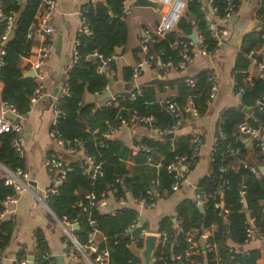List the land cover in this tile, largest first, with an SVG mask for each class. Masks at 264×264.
Here are the masks:
<instances>
[{"label": "trees", "instance_id": "16d2710c", "mask_svg": "<svg viewBox=\"0 0 264 264\" xmlns=\"http://www.w3.org/2000/svg\"><path fill=\"white\" fill-rule=\"evenodd\" d=\"M210 1L216 12L222 13L224 0ZM40 3L41 0L26 1L24 9L14 19L11 28L12 37L0 44L5 51L3 65L0 68V79L3 85L1 99L12 103L21 114L29 111V99L37 86L34 77L25 75L26 68L22 65L21 58L31 53L34 38L28 36L27 33L35 23V14ZM1 6L5 14L17 13L21 8V3L18 0H2ZM201 6V0H189L176 26L150 45L149 51L156 53L153 68L161 69L156 61L158 57L162 62L167 58L176 62L181 49L176 40L187 37L194 30L202 34L209 48L216 44L210 36ZM257 13L264 19V0H258ZM82 15L87 20L91 32L78 36V55L73 66L68 70V94L59 97L56 101L60 113L57 115L56 124L51 129L62 138L65 145L73 144L76 140L83 141L87 154L101 164L102 175L92 182L86 174L82 173L79 162L71 163L72 171L67 173L66 181L60 187L59 193L48 198L47 206L57 217L66 216L77 221L79 227L73 231V235L80 243H84L89 234L93 232L88 218L94 219V227L105 237L101 246H106L110 251V264H141L139 257L125 245L126 237L124 236L125 229L138 221L137 206L131 204L120 207L113 213L100 211L90 207L85 196L89 192L97 196L102 192L107 193L112 189V185L116 189L113 193L116 199L127 195L135 200L148 198V191L152 189L159 194V198L171 195L174 192L171 189L173 179L172 174L166 171L165 165L178 154L191 153V134L176 133L171 138L157 134L134 135L130 143H125L117 136L104 142L101 133L117 126L119 117H127L131 111L142 116H152L155 127L160 129L170 127L176 117L167 108L168 103L174 102L182 110L188 97L194 98L199 107V116H203L208 110L205 101L209 90L208 78L212 72L206 68L200 70L193 75L195 80L192 85L186 82L187 77L171 80L162 75L159 77L155 75L151 80L139 84V93L135 90L133 99H130L129 92L117 93L115 95L118 102L117 107L105 106L106 100L101 103L85 102L86 95L102 93L106 86L119 76L110 74L111 71H118L114 59L109 60L103 71L99 73L97 67L100 65V60L96 57H88V55L96 50L108 57L116 54L117 49L126 47L129 40L130 13H125L123 0H88L82 5ZM157 15L150 9L148 16L152 22L149 27L154 28L157 25L160 18ZM144 26L148 27L143 23ZM6 31V22L1 20L0 41ZM263 32L260 25L257 29L242 35L231 70L236 86L243 88L241 97H239V105L250 109L251 113H245L239 105L222 109L215 134L216 130L220 129L224 132L225 138L216 141L217 150L214 152V161L210 163L209 174L197 181V186L206 194L212 193L217 186H221L222 194L217 197L216 201L222 202L229 208V215L225 219L219 217L213 200H209L202 211L190 198L180 200L175 206L176 218L185 231L201 225L209 227L214 224L212 234L208 239L215 245V249L205 250L201 255L191 256L190 264H259L257 262L260 258L259 249L246 247L248 245L246 244V214L241 211L240 190L244 184L246 187L245 204L259 227L263 238L261 240H264V173L256 177L243 166L242 162L246 161L250 151L244 147L241 139L235 137L234 130L243 121L254 127L264 122V113L255 106V101L264 93V75L261 78L253 77L250 84L245 80L249 66L246 52L259 47L264 42L261 36ZM159 49L162 53L158 52ZM132 50L137 57L143 55L140 44L134 45ZM130 76L131 68L122 67L120 77L127 81ZM171 89L176 91V95H170L169 90ZM162 93L169 95L161 99L159 96ZM119 106L124 108L119 110ZM208 112L210 113V110ZM138 126L139 124L134 125L135 129ZM12 138L13 133L0 135V163L11 170L25 169L24 158L19 157L11 145ZM141 144L151 147L153 161L160 162L161 167L156 168L145 163V153L141 150L136 155H131L132 148ZM229 147L238 149V152L228 153ZM127 159L135 161L131 168L126 164ZM232 161L236 163L234 167L230 166ZM192 164L186 167L185 175L193 168ZM219 165L224 166L223 172L218 171ZM116 179H119V182H115ZM12 192V187L6 185L4 179L0 178V210L3 208L2 203L6 196ZM79 202L81 206L77 205ZM14 227L15 221L12 218L0 221L1 250H4L10 243ZM172 227V216L161 217L158 231H167L169 236L166 244L157 248L153 264H171L173 262L171 254L184 249V235L182 233L175 235ZM253 239L259 240L256 237ZM34 241L32 253L34 259L38 261V264H50V259H42L48 245L40 228L34 231ZM237 245L245 246V250L238 251ZM16 258L18 260L27 258V256L19 251ZM10 264H15V262Z\"/></svg>", "mask_w": 264, "mask_h": 264}, {"label": "built area", "instance_id": "2783aa9c", "mask_svg": "<svg viewBox=\"0 0 264 264\" xmlns=\"http://www.w3.org/2000/svg\"><path fill=\"white\" fill-rule=\"evenodd\" d=\"M0 0V21L4 20L7 25V31L2 35L0 44H3L6 41L7 33L11 30L12 25L14 24V12L5 14L2 10ZM20 1V0H18ZM131 0H123V7L125 13L130 12V8L128 7V3ZM159 2V9L161 10V15L157 25L150 29H145L143 35L140 39V46L143 55L138 57L137 59L130 62L131 68V76L129 81H133L136 83L135 89L133 91H129L130 99L135 97L134 91H138L139 93V84L138 79L141 74L153 67L155 62V52L149 51L150 45L156 41L158 38L163 37L167 32H170L177 24L179 18L185 11L187 6V2L189 0H156ZM202 1V13L204 15L207 28L210 32V36L215 40L216 44L209 48L204 41V37L199 32L195 31L196 40L193 41L189 36L185 38H179L176 40L177 44L181 46L179 52V58L176 62L171 58H167L163 62L160 60V68L165 72L174 70H184L189 62L196 56H212L216 54L223 41L229 35V28L226 25L236 13L237 11V2L236 0H224V5L222 9V13H218L215 10V7L212 6L210 0H201ZM208 4L211 5V10L208 8ZM57 8V4L55 0H41L40 6L37 9L35 14V23L31 26L28 31V36L35 38V36H42L44 40L40 43L38 47V51L35 54V58L30 62V70L35 72V77L40 78L37 81V86L35 87L33 94L31 95L30 108L31 106L43 96V85L41 83V74L39 72L40 67L44 64L45 59L49 56V53L53 50L54 42L53 35L55 32V27L52 22V15ZM258 14V13H257ZM259 16H261L259 14ZM261 27L264 30V19L262 21ZM90 27L82 15V6L79 10V24L77 28L76 37L74 39V44L71 48V58L67 65V71L64 78V83L62 86V90L60 94L57 96L56 101L59 97L68 94V70L73 66L78 52L77 46L79 44L78 36L80 34L90 33ZM262 38L264 39V32L262 33ZM4 49L0 46V68L3 65V54ZM159 53H162V50H158ZM158 56V55H157ZM156 56V57H157ZM88 57H96L100 60V65L97 67V71L101 73L103 68L107 65V62L111 59H115L116 55L112 54L111 56L105 57L101 52L93 51ZM246 57L249 62V66L247 69L248 76L245 80L250 84L252 82V78H261L264 75V42L257 48H252L246 52ZM159 58V57H158ZM111 76H114L115 71L110 72ZM193 76H189L186 78V82L188 84L194 83ZM113 81V80H112ZM111 81V82H112ZM111 82L106 86L105 90H110ZM209 82V90L208 97L205 103L208 105L215 97L218 91V82L216 76L211 74L208 78ZM2 82L0 79V135L4 133H13V138L11 141V145L19 155V157L24 158V128L20 121L26 117L27 113L21 114L17 111L16 107L8 102L1 99V91H2ZM104 90V91H105ZM103 91V92H104ZM233 92L235 96H239L243 92L242 86H236V82L233 85ZM120 93V92H117ZM117 93H111L110 97L106 98L104 105L108 107H117L118 102L116 101L115 95ZM97 95V94H94ZM164 99V98H162ZM56 101L54 103V113L56 115L53 120L52 126H54L57 122V115H59L60 111L57 109ZM255 106L258 110L264 113V93L262 97L255 101ZM124 107L119 106V110H122ZM169 111L176 117V120L170 127H166L160 129L158 127L153 126L154 118L152 116H142L136 113L135 111H131V113L127 117H119V123L117 126L111 127L109 130L101 133V136L105 141L112 140L117 136V134L122 131L124 128H131L134 125L139 124L148 127L153 134L157 135H166L167 133L172 132L175 136L179 131L182 125L190 122L191 120L200 117L199 116V107L196 104L193 97H188L185 105L182 110H180L174 102H169L167 105ZM30 110V109H29ZM7 112L12 113L14 116L19 117V122H15L13 119H9L5 116ZM51 126V127H52ZM191 134V153L190 154H178L171 161H169L165 165V169L168 173L172 174L173 184L171 186L172 191H177L185 177V170L183 167H186L193 163L199 156V151L204 144L203 138L201 134H199L196 130H192ZM234 135L238 139L242 136L250 137L254 142V150L256 158L262 162L261 165H264V122L260 124L258 127H254L243 121L239 123L234 130ZM49 138L54 146L59 147L61 152L68 153L70 155H78L81 157L77 162L80 163V168L83 174H86L88 178L93 182L95 179L102 175L101 164L95 161V158L91 155H88L85 149L84 142L81 140H76L73 144L65 145L62 138L57 135V133L50 128L49 130ZM225 134L222 130L217 129L216 134L213 140V143L210 148V152L208 154V162L211 163L214 161V152L217 150V139H224ZM103 145V143H101ZM141 150L145 153V163L150 166H154L156 168L161 167V163H155L153 161V157L151 156L152 149L149 145L141 144L134 146L131 150V155H136V153ZM228 153H237L238 149L229 147L227 150ZM71 163L69 161L64 160L61 157L60 152L54 150L49 154H46L43 160L44 169L48 172L51 180V185L42 192V195H38L36 190L31 186L30 181H32V177L28 171L23 168H16L15 170H11L5 165L0 163V178L4 179L6 185L12 187V194L6 196L2 205L3 208L0 210V221L9 218V213L12 211L11 206L16 204L22 193L25 191L33 193L45 207L49 210V213L53 217L55 223L59 225L61 230L63 231L64 240L62 241V251L61 255L63 257L64 264H73L76 262H80L81 264H110V251L106 246H101V243L105 241V237L103 234L96 229L95 220L92 218H88V223L93 227V232L89 234L87 240L84 243H80L75 236L73 235V230L69 229L72 225L76 224L77 221L75 219H69L66 216H62L61 218L57 217L47 206V200L51 195H57L59 193L60 187L66 181L67 173L72 171ZM243 166L248 169L254 176L260 177L264 171H260L256 166L250 164L247 161L242 162ZM235 162L232 161L230 166L234 167ZM224 166L219 165L218 171L223 172ZM115 182H119V179H116ZM154 183V182H152ZM245 185H242V189L240 190V202L242 204L241 211H244L246 214L245 224L246 227V242L253 240L254 237L257 239H263L257 226L255 219L249 214L250 211L245 204ZM116 191L115 186L112 185V189L107 193H100L98 196L89 192L86 194L85 198L88 201L90 207L100 210V211H110L113 213L117 208L111 209L108 200L111 198L114 200L116 207H125L127 205H136L139 207V210L146 208L150 209L155 206L156 201L159 199V194L152 190L148 191V198H141L135 200L131 198V196L120 197L116 199L113 193ZM222 194L221 186H217V188L210 194H206L199 186H195L193 201L196 206L204 208L209 200L214 201V208L218 210V216L225 219L229 215V208L226 207L222 202L216 201L217 197H220ZM81 206V202L77 204ZM85 210V208L83 209ZM139 222V217L138 221ZM137 223L130 225L125 229L124 236L126 237L125 245L131 250V248L140 249L144 242V237L147 234H155L158 238V247L161 245H165L168 241L169 232L161 231V232H152L147 229L142 228L140 226L139 230L136 226ZM136 227L134 231L131 229ZM174 228V225L173 227ZM214 228V224L209 227H205L201 225L198 228H192L189 230H184L176 218V229L177 233H182L184 235V249L179 252H175L171 254L172 263L171 264H190V257L193 255H201L203 251H212L215 249V245L211 243L208 237L212 234V230ZM128 233V234H127ZM203 244V247L202 245ZM238 246V245H237ZM236 246V247H237ZM260 251V250H259ZM132 252V251H131ZM133 253V252H132ZM134 254V253H133ZM32 255V254H31ZM135 255V254H134ZM54 257V259L52 258ZM56 255H53L48 250L44 252L42 255V259H50V264H59L56 260ZM52 258V259H51ZM4 256L3 250L0 249V264H3ZM155 261V255L153 258V262ZM11 262H15V264H27L28 259L22 258L18 259L15 257L11 259ZM259 264H264V250L260 251V258L257 260ZM31 264H38V261L34 259L32 255ZM203 264V263H201Z\"/></svg>", "mask_w": 264, "mask_h": 264}, {"label": "crops", "instance_id": "0c3cea01", "mask_svg": "<svg viewBox=\"0 0 264 264\" xmlns=\"http://www.w3.org/2000/svg\"><path fill=\"white\" fill-rule=\"evenodd\" d=\"M55 1L57 8L52 15V22L55 27L53 35L54 47L39 69L44 94L31 106L26 117L20 121L24 128V168L30 173L32 181L35 182L36 186L33 188L38 195H42V192L51 185L50 176L43 166V160L47 152L56 150L63 153L59 147L54 146L51 142L49 130L56 117L53 109L54 103L62 90L67 65L71 58V48L74 44L79 24V10L88 0ZM236 2L237 11L226 22L229 28V35L225 38L216 54L210 57L196 55L184 70L171 69V71L165 72L163 69L159 70L157 67H150L141 74L137 81L140 84L151 80L155 75L158 77L162 75L164 78L171 80L181 77L185 78L193 76L206 68L211 70L218 82L216 97L208 104L206 114L184 124L177 132L179 134H186L191 133L194 129L203 138L204 144L199 151L198 158L192 164L193 168L187 172L179 189L167 197L159 198L154 207L139 210L137 206L139 223L142 227L144 225V229L149 231L158 232L159 220L165 215L176 218L175 206L180 200L190 198L193 201L197 181L201 177L208 175L210 171V163L207 157L215 137V128L220 112L223 108L239 105L240 98L239 96H235L233 92L234 79L231 70L242 35L248 31L257 29L262 24L263 19L257 14L258 0H236ZM129 8V40L126 47L119 48L116 51L114 60L118 71L115 74L119 76L111 82V86L115 81L123 80L120 77L121 68L124 66L130 67V62L138 58L132 48L134 45L140 44V39L145 29L153 28L149 27L152 22L148 16L150 9L155 11L158 14L157 16L160 17L161 15L159 8L155 9L150 6H133ZM143 23L148 25V27H143ZM43 40L42 36H35L34 43L31 46V53L21 58L22 65L26 68L25 73L31 71L30 62L35 58L38 47ZM34 78L36 83L40 80L38 77L34 76ZM169 93H171V96L176 95V91L172 89L171 91L169 90ZM167 95L169 94L162 93L159 98H165ZM209 110L210 113L208 112ZM148 128L143 125H139L136 129L135 127L133 129L130 128L129 143L134 135L153 134ZM240 139L244 147L250 151L245 160L254 166L257 164L261 165L262 163L255 156L253 140L247 136H242ZM78 159L74 162H77ZM134 162L132 159L126 160L129 168L134 165ZM108 202L111 209L118 208L113 199L110 198ZM130 204L132 203L130 202ZM11 210L9 218L15 221V227L10 243L3 250V264H10L11 259L15 258L19 251H22L27 257L33 253L35 245L34 231L37 228H40L44 233L48 245L47 250L53 255L61 254L62 241L64 240L63 231L55 223L49 210L33 193L28 191L23 192L19 201L11 206ZM246 244H248L246 245L247 248L264 250V240L253 239L246 242ZM241 246L245 250V246Z\"/></svg>", "mask_w": 264, "mask_h": 264}, {"label": "water", "instance_id": "95a60500", "mask_svg": "<svg viewBox=\"0 0 264 264\" xmlns=\"http://www.w3.org/2000/svg\"><path fill=\"white\" fill-rule=\"evenodd\" d=\"M26 1L27 0H20L21 8H20L19 12H17L15 14V17H14L15 19L19 15V13L24 9ZM128 6L129 7H133V6H150V7H153L155 9H157V8H159V2L156 1V0H131L128 3ZM207 6H208L209 10H211V5L208 4ZM12 34H13V30L11 29L7 33L6 41L12 37ZM188 36L193 41L196 40L195 31L190 32L188 34ZM157 61H158V65H160V58H158ZM25 75L26 76H29V77H34L35 76V72L34 71H30V72L25 73ZM135 87H136V83L133 82V81L117 80V81H115L112 84L110 90L106 89L104 92H102L100 94H97V95H86L85 98H84V101L85 102L101 103L103 100H105L106 98L110 97V95H111L112 92H129V91H132L133 89H135ZM240 97H241V95H240ZM239 108L243 109V111L245 113H247V114L251 113V110L250 109L242 108L241 105H239ZM5 116L7 118H9V119H13L15 122H19L20 121L19 120V117L14 116L10 112H7L5 114ZM164 136H166L168 138H171L174 135H173L172 132H170V133H167ZM117 137L119 139H121L123 142L129 143V141H130V129L129 128H124L120 133H118ZM60 154H61V157L64 160L69 161V162H74L75 160H77L78 158L81 157L80 154H78V155H70V154L65 153V152L60 153ZM256 167L260 171H264V165L257 164ZM183 170H185V167H183ZM30 184H31L32 187H35L36 186V184H35L34 181H30ZM197 208L200 211H202V208L201 207L197 206ZM172 223L174 225V233L176 235L177 229H176V218L175 217H172ZM136 226L139 227L141 225L138 222ZM78 227H79V225L76 223V224L72 225L71 227H69V229H72L74 231V230L78 229ZM131 230L134 231L135 230V227H133ZM201 245L203 247V244H201ZM157 248H158V238H157V235H155V234H147L144 237V242H143L142 247L140 249L131 248V251L137 257H139V259L141 261V264H153V258H154V255H155V252H156ZM236 249L238 251H241V250H243V247L241 245H238L236 247ZM55 258H56V260H57V262L59 264H63V257L61 255H56ZM27 259H28V263L27 264H31L32 255H29L27 257Z\"/></svg>", "mask_w": 264, "mask_h": 264}, {"label": "rangeland", "instance_id": "374dc122", "mask_svg": "<svg viewBox=\"0 0 264 264\" xmlns=\"http://www.w3.org/2000/svg\"><path fill=\"white\" fill-rule=\"evenodd\" d=\"M133 129V128H132Z\"/></svg>", "mask_w": 264, "mask_h": 264}]
</instances>
